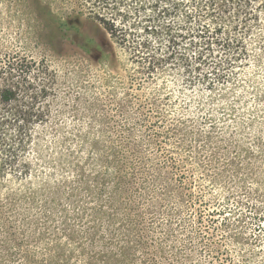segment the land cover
<instances>
[{"label": "rangeland", "instance_id": "1", "mask_svg": "<svg viewBox=\"0 0 264 264\" xmlns=\"http://www.w3.org/2000/svg\"><path fill=\"white\" fill-rule=\"evenodd\" d=\"M81 2L0 0V87L20 81L9 110L42 112L20 157L30 176L0 187V264L54 260L68 229L110 233L124 207L140 211L133 257L145 264H264V7L244 36L247 60L209 91L181 73L146 79ZM77 11L82 25H66ZM171 171L181 174L160 208L152 179ZM138 197L142 207L128 203ZM82 207L96 213L79 220Z\"/></svg>", "mask_w": 264, "mask_h": 264}, {"label": "trees", "instance_id": "2", "mask_svg": "<svg viewBox=\"0 0 264 264\" xmlns=\"http://www.w3.org/2000/svg\"><path fill=\"white\" fill-rule=\"evenodd\" d=\"M80 5H87L89 20L101 25L117 46L145 63L146 79L157 81L170 73H181L186 84H201L211 91L231 79L236 68L247 60L244 36L248 25L258 20L257 11L264 7V0H82ZM80 15L79 11L70 14L65 24L82 25ZM227 17L231 19L224 23ZM212 20L218 26L210 27ZM225 24L232 26L227 30L221 27ZM124 25H132V29ZM139 26L145 33L140 39L137 38ZM20 98V81L0 87V187L7 176H30L29 163L20 157L32 145L30 126L33 119L42 117V112L34 105L9 110ZM168 159L164 168L180 172L175 161L166 156ZM6 167H10L9 171ZM175 171L167 172L161 180L160 173L152 179V195L159 194L151 200L159 199L160 208L171 200H168L169 188L175 187L176 177L181 174ZM136 201L142 207L145 200L138 197L128 203ZM180 201L178 196L177 202ZM136 212L140 211L124 207L118 226L104 235L87 238L68 229V241L53 245L57 257L45 259L41 264H145V259L133 257L134 248L142 243L143 233V224L137 219L141 216ZM95 213L93 208L82 207L75 216L86 220ZM23 257L31 261L28 255Z\"/></svg>", "mask_w": 264, "mask_h": 264}]
</instances>
